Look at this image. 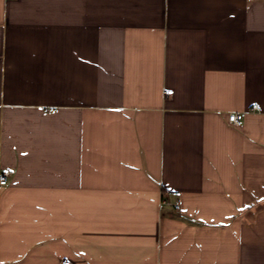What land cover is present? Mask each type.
<instances>
[{
    "label": "crops",
    "instance_id": "obj_1",
    "mask_svg": "<svg viewBox=\"0 0 264 264\" xmlns=\"http://www.w3.org/2000/svg\"><path fill=\"white\" fill-rule=\"evenodd\" d=\"M4 171L0 264H264V0H0Z\"/></svg>",
    "mask_w": 264,
    "mask_h": 264
},
{
    "label": "built area",
    "instance_id": "obj_2",
    "mask_svg": "<svg viewBox=\"0 0 264 264\" xmlns=\"http://www.w3.org/2000/svg\"><path fill=\"white\" fill-rule=\"evenodd\" d=\"M253 109L254 110H259L258 106H253ZM228 122L238 126L239 125V121H238V118L235 114H230L228 116ZM11 174L10 171H4L2 173H0V187H3V186H6L7 185V181H8V177L9 175ZM175 208L178 209L179 206L178 205H175ZM60 264H72L70 261L68 260H65V261H62Z\"/></svg>",
    "mask_w": 264,
    "mask_h": 264
}]
</instances>
